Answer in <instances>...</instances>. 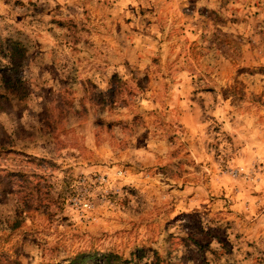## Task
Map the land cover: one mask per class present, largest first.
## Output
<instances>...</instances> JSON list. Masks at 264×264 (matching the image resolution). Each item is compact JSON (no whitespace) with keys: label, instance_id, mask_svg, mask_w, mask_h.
<instances>
[{"label":"rangeland","instance_id":"obj_1","mask_svg":"<svg viewBox=\"0 0 264 264\" xmlns=\"http://www.w3.org/2000/svg\"><path fill=\"white\" fill-rule=\"evenodd\" d=\"M85 255L264 264V0H0V264Z\"/></svg>","mask_w":264,"mask_h":264},{"label":"trees","instance_id":"obj_2","mask_svg":"<svg viewBox=\"0 0 264 264\" xmlns=\"http://www.w3.org/2000/svg\"><path fill=\"white\" fill-rule=\"evenodd\" d=\"M11 60H13V59H11ZM82 257V258H81ZM78 256V257H76L74 260H72L71 262H69L68 264H92V262H94V264H100V263H102V264H110L111 262H112V260L110 259V257H108V256H105V255H103V256H101L102 258L101 259H97V258H92V262L90 263V262H85L84 260H85V258L86 257H88L87 255H85V256ZM81 258V259H80ZM112 264V263H111ZM152 264H159V262L158 261H155L154 263H152Z\"/></svg>","mask_w":264,"mask_h":264}]
</instances>
